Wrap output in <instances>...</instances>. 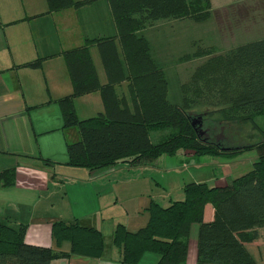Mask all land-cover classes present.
Listing matches in <instances>:
<instances>
[{"label":"trees","instance_id":"1","mask_svg":"<svg viewBox=\"0 0 264 264\" xmlns=\"http://www.w3.org/2000/svg\"><path fill=\"white\" fill-rule=\"evenodd\" d=\"M45 1V13H52L78 9L96 0ZM107 2L116 34L86 38L82 44L60 53L72 91L54 102L62 118L61 129L76 130V136L65 142L64 161L40 159L46 165L62 163L99 172L96 170L148 165L161 156H174L179 150L193 156H231L256 150L257 159L243 175L214 186L187 182L182 186L183 199L171 200L165 206L151 201L144 226L130 231L118 223L111 235L112 245L120 250L122 264H139L148 252L158 256L156 264H185L191 227L196 224V264H256L244 244L254 240L257 228L264 226V131L253 122L254 116L264 114V37L207 59L184 86V91L201 88L212 100L222 101L227 96L230 105L223 112H228L224 118L230 122L226 129L232 139L229 136L224 144L212 136L199 137L188 118L192 110L168 101L164 72L152 58L148 40L139 34L149 22L159 19L205 22L211 16V0ZM92 46L98 50L105 83L99 80L90 53ZM43 60L38 58L22 66L39 68ZM122 85L125 91L119 94L117 88ZM93 92L99 93L103 110L81 119L74 100ZM243 121H249L258 137L244 146L231 145L232 133H239L238 126ZM211 129L213 132L215 128ZM157 131L163 134L154 143L150 135ZM3 174L5 183L12 184L13 171ZM206 204L214 210L213 219L208 222L203 220ZM1 217L0 264H51L54 259L70 255L100 258L106 250L102 232L78 219L51 224L56 245L70 244L69 252H64L25 242L26 225L15 228Z\"/></svg>","mask_w":264,"mask_h":264},{"label":"crops","instance_id":"2","mask_svg":"<svg viewBox=\"0 0 264 264\" xmlns=\"http://www.w3.org/2000/svg\"><path fill=\"white\" fill-rule=\"evenodd\" d=\"M46 10L45 0H0V215L3 221L15 228L18 224L26 225L25 242L69 252L68 242H63L60 247L54 245L55 240L51 235L53 221L62 219L69 222L73 217H82V224L94 226L101 232L103 228L97 221V213L93 211L90 215L91 210L88 209L80 212L69 202L66 208L70 207V216L63 217L61 203L64 201V194L68 191L79 193L82 189L67 187L69 183L66 181H71L70 177L75 176L74 171H50L55 165L65 164L55 163L51 166L44 164L40 159L41 156L64 161L65 142L76 136V130L61 129L62 118L59 107L54 102L72 91L60 53L64 49L82 44L86 38L114 36L116 28L107 0H96L78 9L69 8L52 13H45ZM141 31L139 34H142ZM151 56L156 64L162 63L155 53L152 52ZM38 58H44L41 67L22 66ZM99 80L105 83V75L104 81L100 78ZM99 99L101 100L98 92L76 97V113L78 104L86 102L92 106L97 104ZM189 157L192 160L197 159V156L185 153L177 161L185 164ZM158 160L148 165H155ZM164 166L167 169L175 167L173 162ZM6 171L14 173L12 184L5 183L3 173ZM82 172L90 177H94L93 174L96 173ZM190 175L189 182H202L193 179L201 175L199 172L196 171L195 176L192 173ZM226 179L228 178H223L219 183L222 184ZM72 184L85 186L84 191L88 189L87 185H79L76 182ZM184 184L182 182L179 185L180 196L177 198H172V193L163 188L165 196H162V199L166 204H161L158 200L155 202L165 206L171 200L182 199L181 189ZM125 188L126 186L123 187L124 190ZM122 194L124 193L120 191L116 193L115 204L125 207L128 220L119 223L125 225L128 230L135 231L142 226L130 228V225L140 216L141 207L147 212L146 208L153 199L147 189L137 192L131 201L128 200L131 196H128L123 202ZM102 198L100 197L96 204H99ZM137 198L141 199L136 202ZM213 215V207L206 204L203 220L211 221ZM113 230L112 227L110 231ZM196 231L197 225L194 224L190 231V245L185 264H196ZM111 238V235H108L109 241ZM244 245L256 264H264V226L257 228V237ZM157 259L156 254L148 252L143 255L139 264H156ZM51 264L122 263L120 250L108 243L104 255L100 258L70 255L54 259Z\"/></svg>","mask_w":264,"mask_h":264},{"label":"rangeland","instance_id":"3","mask_svg":"<svg viewBox=\"0 0 264 264\" xmlns=\"http://www.w3.org/2000/svg\"><path fill=\"white\" fill-rule=\"evenodd\" d=\"M211 3V16L205 22L196 23L189 19H159L149 22L141 33L149 42L150 54L153 52L162 60V63L157 65L164 72L168 82V101L196 113L208 110L202 119L204 128L207 125H210V128H215L213 132L209 128V136L222 134V136L228 137L231 134L227 132L226 124L230 122L224 118L225 113L228 112H223L230 105L227 96L224 95L222 101L212 100L201 88L184 91V86L191 81V76L196 68L207 59L225 54L237 45L264 37V0H211ZM90 53L98 76L104 81L105 74L96 46L90 48ZM117 91L119 94L124 93L125 85H122L120 89L117 88ZM77 108L78 117L84 119L97 115L103 110V105L99 99L97 104L91 106L84 102L78 104ZM253 122L260 130L264 131V114L254 116ZM232 125L234 126V124ZM238 127L239 133H232L234 143H230L231 145L244 146L257 139V130L252 128L249 121L240 123ZM160 134L163 132H152L151 141L157 142ZM221 142L225 144V140L221 139ZM183 155L185 152L179 150L174 156L158 158L155 165L118 166L96 170L100 172L94 173V177L84 175L82 171L90 170L83 167L55 165L54 169L50 168V171H68L70 173L74 171L75 176L70 177L71 181H66L69 183L67 184L68 188L79 187L82 189L79 193L68 191L64 194V201L61 203L63 217L70 216L68 213L70 207L66 208L67 202L71 206L75 205L76 210L80 212H85L84 210L88 209L91 210V215L94 211L97 213V221L103 228L102 234L105 245H107L112 243L108 239V235H112L111 228L115 229L119 222L128 220L125 207L115 204L117 192L124 193L122 200L125 202V197L131 196L128 198L131 201L137 192L147 189L151 194V199L166 204L162 199V196H165L162 189H167L169 193H172V198H177L180 196L179 185L182 182H189L191 173L195 176V172H199L201 175L199 177L197 175L193 179L202 180V182L204 180L210 186H214L216 182L219 183L225 177L235 178L248 172L257 159L256 150H248L231 156L201 155L197 156L196 160L189 157L185 164L177 161ZM171 162L175 165L174 169L165 168L164 165ZM73 182L87 185V191H84L85 186L72 184ZM124 186H126L125 190ZM100 197L103 198L99 204H96ZM139 199L141 198H137L136 202ZM131 205L129 204V206ZM143 208L141 207L140 216L134 220L130 228L146 224L148 212H145ZM74 219L78 218L73 217L69 221ZM19 226L18 224L16 228Z\"/></svg>","mask_w":264,"mask_h":264},{"label":"water","instance_id":"4","mask_svg":"<svg viewBox=\"0 0 264 264\" xmlns=\"http://www.w3.org/2000/svg\"><path fill=\"white\" fill-rule=\"evenodd\" d=\"M202 113H196V112H192L189 111L188 112V118L190 120L191 125L195 128L197 134L199 135V137L204 136V138H208L209 137V128L208 127H203V119H202ZM220 138H223L224 136H222V134L219 135Z\"/></svg>","mask_w":264,"mask_h":264},{"label":"flooded vegetation","instance_id":"5","mask_svg":"<svg viewBox=\"0 0 264 264\" xmlns=\"http://www.w3.org/2000/svg\"><path fill=\"white\" fill-rule=\"evenodd\" d=\"M219 135H220V134H217V135L215 134L214 136H212V138H214V137H215V140H217V141H220V142H221V139H223V140H226V139H227V138L230 136V135H229L228 137H225V136H224L223 138H220V136H219ZM230 138L232 139V137H231V136H230Z\"/></svg>","mask_w":264,"mask_h":264}]
</instances>
